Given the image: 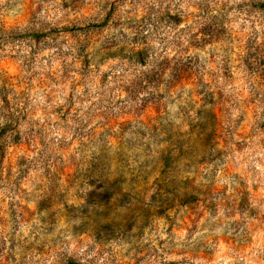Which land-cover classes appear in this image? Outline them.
<instances>
[{
    "label": "clouds",
    "instance_id": "9594fccd",
    "mask_svg": "<svg viewBox=\"0 0 264 264\" xmlns=\"http://www.w3.org/2000/svg\"><path fill=\"white\" fill-rule=\"evenodd\" d=\"M0 264H264V0H0Z\"/></svg>",
    "mask_w": 264,
    "mask_h": 264
}]
</instances>
